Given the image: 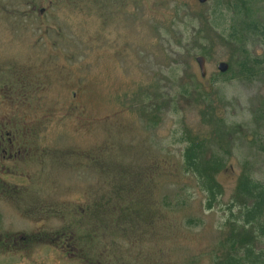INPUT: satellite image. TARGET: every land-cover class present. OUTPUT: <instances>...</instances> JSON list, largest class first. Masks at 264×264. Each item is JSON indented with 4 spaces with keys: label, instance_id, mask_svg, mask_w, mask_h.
Segmentation results:
<instances>
[{
    "label": "rangeland",
    "instance_id": "rangeland-1",
    "mask_svg": "<svg viewBox=\"0 0 264 264\" xmlns=\"http://www.w3.org/2000/svg\"><path fill=\"white\" fill-rule=\"evenodd\" d=\"M29 12L0 8V122L30 131V234L55 245L12 264H217L238 177L264 184V0ZM183 135L224 159L209 211Z\"/></svg>",
    "mask_w": 264,
    "mask_h": 264
},
{
    "label": "trees",
    "instance_id": "trees-1",
    "mask_svg": "<svg viewBox=\"0 0 264 264\" xmlns=\"http://www.w3.org/2000/svg\"><path fill=\"white\" fill-rule=\"evenodd\" d=\"M243 7L246 8L247 3L234 5L235 14L241 13L240 8ZM216 11L218 10L216 9ZM223 18L224 15L221 12H217L215 15L217 22L218 19ZM247 28L248 25L245 24L240 31L245 32ZM240 31L231 28L228 38L236 39L237 36H241ZM260 33L264 39V30ZM242 64L244 63L242 62ZM241 69L242 73L249 74L245 65ZM227 73L231 72L221 73L220 76L223 77ZM186 92L184 90V94ZM262 119L264 120V115ZM180 141L185 144L182 152L184 169L194 176L197 186L205 194V208L209 211L222 195L216 175L223 170L224 159L214 154L206 157L205 139L188 140L183 135ZM234 209H236V214L233 212ZM228 210L230 212L227 220L228 231L223 243L220 244L222 256L218 259L217 264H264V184L253 179L250 175H240L237 179L234 198Z\"/></svg>",
    "mask_w": 264,
    "mask_h": 264
},
{
    "label": "flooded vegetation",
    "instance_id": "flooded-vegetation-1",
    "mask_svg": "<svg viewBox=\"0 0 264 264\" xmlns=\"http://www.w3.org/2000/svg\"><path fill=\"white\" fill-rule=\"evenodd\" d=\"M121 1V0H117ZM77 0H0V8L21 7L43 19L56 8L75 7ZM28 129L13 127L12 117L0 122V264L29 260L30 246L55 245L45 238L44 228L30 234L29 170L31 146ZM69 244L63 247L69 248ZM62 247V248H63Z\"/></svg>",
    "mask_w": 264,
    "mask_h": 264
},
{
    "label": "water",
    "instance_id": "water-1",
    "mask_svg": "<svg viewBox=\"0 0 264 264\" xmlns=\"http://www.w3.org/2000/svg\"><path fill=\"white\" fill-rule=\"evenodd\" d=\"M199 3H205L207 0H197ZM196 62L198 64L199 70L201 75L203 76L205 74V69H204V58L198 57L196 58ZM220 72H224L227 70L228 66L226 64H220L218 66Z\"/></svg>",
    "mask_w": 264,
    "mask_h": 264
}]
</instances>
